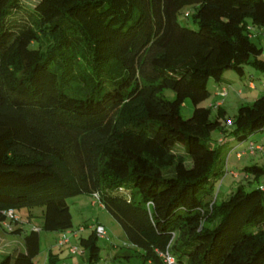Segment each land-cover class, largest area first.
Wrapping results in <instances>:
<instances>
[{
    "label": "trees",
    "instance_id": "16d2710c",
    "mask_svg": "<svg viewBox=\"0 0 264 264\" xmlns=\"http://www.w3.org/2000/svg\"><path fill=\"white\" fill-rule=\"evenodd\" d=\"M20 5L0 0V226L7 209L41 206L40 229H70L66 197L96 192L140 264H264V190L216 201L225 157L210 132L227 119L198 105L226 70L264 74L253 33L264 0H37L17 21ZM184 6L194 28L177 20ZM229 120L218 143L264 129V93ZM242 173L249 182L264 168ZM97 238L92 228L76 239L87 264ZM22 246L0 264H33L38 231Z\"/></svg>",
    "mask_w": 264,
    "mask_h": 264
},
{
    "label": "rangeland",
    "instance_id": "374dc122",
    "mask_svg": "<svg viewBox=\"0 0 264 264\" xmlns=\"http://www.w3.org/2000/svg\"><path fill=\"white\" fill-rule=\"evenodd\" d=\"M20 9L12 16L14 20H25L32 11L37 0H19ZM193 6L182 7L178 14L177 20L179 23L194 28L190 19V14ZM188 16H184L185 13ZM259 32H254L258 35L254 42L262 47V55L264 56V28L259 29ZM220 86L226 89L224 96L217 98L214 96L215 82L208 79L207 88L210 92L209 96L201 102V105L214 106L215 101L222 104L225 110L224 117L220 119L223 124V119H231L235 114L236 108L240 104H248L255 97L264 93V74L249 64H244L242 75H237L231 70H226L222 73ZM251 82L253 87L248 88L247 84ZM161 95L167 99L173 98V92L164 88ZM192 105L188 99H185L180 107V115L186 118L190 115ZM214 108L211 110V117L215 116ZM230 127H224V131L215 129L210 132V140L212 146L216 147L220 156L225 157V172L216 180L214 184L213 196L216 195V201L227 197L234 192L238 186L244 190H249L260 186L264 182V175H260L256 180H252L249 176L244 177L242 168L249 165H258L264 168V129L253 132L245 140L237 142L231 139H225L222 143H218L223 135H226ZM252 142L261 146V150H256L252 154L247 152L248 143ZM236 152H242L240 157H235ZM189 160H185V165H189ZM230 172H235L232 175ZM69 213L71 216V230L77 231L81 236L89 233L97 223L103 226L105 230V238H97V245L99 246V262L107 264H140L141 259L138 253L141 249L129 245L123 234L119 223L99 204L98 200L91 196V194L80 193L66 197ZM41 206L22 207L19 210H14V214L20 220L18 225L20 230L16 232H9L0 226V259L3 255L12 253L13 251L23 250L22 235L30 229L38 231V253L33 258V264H52L47 258L48 250L51 249L52 255L58 253L56 242L61 238L62 232L58 231H45L40 229L41 226ZM29 222H26V218ZM15 224V223H14ZM85 225V226H84ZM82 228V230H81ZM129 253V256H125ZM117 254V256H116ZM74 255L78 264H86L85 258ZM60 254L57 259H54V264L64 262L61 260ZM63 258V257H62ZM68 263V262H64Z\"/></svg>",
    "mask_w": 264,
    "mask_h": 264
},
{
    "label": "built area",
    "instance_id": "2783aa9c",
    "mask_svg": "<svg viewBox=\"0 0 264 264\" xmlns=\"http://www.w3.org/2000/svg\"><path fill=\"white\" fill-rule=\"evenodd\" d=\"M258 30H256V31L259 32ZM254 32L255 31H253V33ZM225 93H226V89L223 86L218 87L217 90H216V94L218 96H220V97L224 96ZM216 105H219V102L214 104V106H216ZM224 124H225V126L229 127L231 122H230L229 119H227V120L224 121ZM256 150H261V146L253 144L252 142L249 141L248 146H247V152L252 154ZM241 154H242V152H236L235 153V157L238 158V157H240ZM230 173L232 175L236 174L235 172H230ZM244 177H246L245 174H244ZM260 189L264 190V183H262L260 185ZM91 196L98 200V195H97L96 192L91 193ZM98 202H99V200H98ZM99 204L101 205L100 202H99ZM4 213H5V217L6 218H5L4 221H2L1 226L9 231V230L13 229V225L18 220V218L16 217V215L14 214V212L11 209L5 210ZM93 229H94L95 235L97 237L105 238V230H104L102 225L96 224L93 227ZM76 236H77V231L71 230V229H66V230L63 231L61 238L57 240L56 244H57V246H62L64 244H66L67 245V252L70 255L81 254L83 252V250L77 245V243H71L70 242V238L71 237H76ZM164 258L167 261V263L171 262V257L170 256L164 255ZM60 264H74V263H64V262H62Z\"/></svg>",
    "mask_w": 264,
    "mask_h": 264
},
{
    "label": "crops",
    "instance_id": "0c3cea01",
    "mask_svg": "<svg viewBox=\"0 0 264 264\" xmlns=\"http://www.w3.org/2000/svg\"><path fill=\"white\" fill-rule=\"evenodd\" d=\"M218 87H220V85H216V83H215V85H214V90H213V94H214V96H215V98H217L218 96H216L217 94H216V90H217V88ZM247 87L248 88H252L253 87V85H252V83L251 82H248V84H247ZM218 99V98H217ZM202 102V101H201ZM201 102L198 104L199 106H206V105H201ZM219 101H215V103H218ZM219 105L220 106H222V104L219 102ZM207 106H211L212 107V105H207ZM20 222V220L18 219L16 222H15V224L13 225V229H16V228H18L19 230H20V227L18 226V225H16L17 223H19ZM26 222L28 223L29 222V218L27 217L26 218ZM97 224H99V223H97ZM85 226V225H84ZM92 229V228H91ZM81 230H82V228H81ZM58 232H62L63 233V231H58ZM79 236H81L79 233H77V236L76 237H71L70 238V242L71 243H77V238L79 237ZM58 253H59V255L61 254L62 255V257H61V260H64V262H68V263H74V264H78V261L76 260V258H74L75 256L74 255H70L68 252H67V245L66 244H64V245H62V246H59L58 247ZM48 253H51V255H52V251H51V249H49L48 250ZM127 254H129V253H125V256H128ZM59 255L57 254V252H55V254H54V257L57 259L58 257H59ZM76 255V254H75ZM80 257H82V258H85V254L84 253H81L80 255H79ZM116 256H117V254H116ZM35 257V256H34ZM33 257V258H34ZM52 257H53V255H52ZM86 262V261H85ZM86 264H87V262H86ZM95 264H107V263H100L99 262V260L95 263Z\"/></svg>",
    "mask_w": 264,
    "mask_h": 264
}]
</instances>
